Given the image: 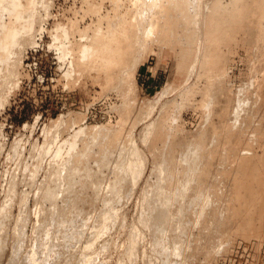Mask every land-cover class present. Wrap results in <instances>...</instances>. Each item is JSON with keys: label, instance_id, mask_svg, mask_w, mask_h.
<instances>
[{"label": "rangeland", "instance_id": "rangeland-1", "mask_svg": "<svg viewBox=\"0 0 264 264\" xmlns=\"http://www.w3.org/2000/svg\"><path fill=\"white\" fill-rule=\"evenodd\" d=\"M11 1L0 0V23L15 21ZM145 1L158 13L157 6L168 3L33 0L24 8L22 34L0 58V264H170L166 258L171 264H264V215L254 214L248 229L246 220L243 225L235 222V167L226 156L207 163L206 182L215 184L211 195L193 201L197 204L181 197L183 187L198 183L187 173L206 172L200 155L218 138L212 134L204 144L197 134L207 124L206 106L215 103L216 113L220 108L211 94L201 101L205 73L190 77L200 91H187L185 67L179 62L187 42L183 27L173 26L167 42L154 32L143 34L131 55L143 60L129 77L131 57L125 61L129 67L116 68L112 77L88 65L87 58L84 66L76 65L98 26L106 29L111 22L131 20ZM169 3L173 6L175 0ZM197 6L191 0L190 7ZM243 47H231L236 52L230 54L229 81L239 99L237 123L252 121L244 134L255 142L264 94L253 86L259 70L249 65ZM162 89L166 91L159 95ZM149 98H158L152 99V107L146 105ZM212 118L219 121L217 114ZM158 123H163L165 136L152 142ZM236 135L232 144L243 139ZM112 139L114 145L108 143ZM130 143L143 162L118 196V165ZM252 144L260 153L259 143ZM191 165L204 171L193 173ZM147 213L154 217L151 224L146 223ZM161 216L162 221L157 219ZM156 219L164 225L153 223Z\"/></svg>", "mask_w": 264, "mask_h": 264}, {"label": "bare ground", "instance_id": "bare-ground-1", "mask_svg": "<svg viewBox=\"0 0 264 264\" xmlns=\"http://www.w3.org/2000/svg\"><path fill=\"white\" fill-rule=\"evenodd\" d=\"M166 1L168 2L166 5L161 4L157 6L159 13L156 12V9L152 11L150 8H148L147 1H145L142 4L141 8L137 10V13L133 14V17L131 20H128V21L126 20L124 22H120V21L111 22L106 29H103L101 26L100 27L98 26L94 30V33L89 36L90 43H85L82 46L81 53L76 59V65H78L79 67L84 66L85 59L87 58L89 61L88 65L101 69V70L104 69V71H106L107 76L112 77L115 75V72L117 71L116 68H121L123 64L128 66V64H126L125 62L126 58L127 57L129 58L131 57V55H134L135 45L142 38L143 34L154 32V34L156 33L158 40L160 39L159 41L164 42L163 40H165V42H167L169 39V33L173 29V26L174 28H177L178 26H182L183 33L185 35L183 37H186L187 42L186 44H184L183 51H182V57H181L182 60L180 59L179 62L180 64L182 63V67H185L183 71H185L187 75V77L184 80V82L186 81L187 83L186 85L188 86L187 91L191 93L192 91H198L199 89V86L197 87L198 89L195 88L197 82L196 83L191 82V78H190L191 75H194L197 73L200 76L202 75V73H205V77L207 81H206V86L204 88H200V89H203V91L201 90V93L203 95V98L201 99V101H204V99L209 97L211 94L210 96L211 100L213 101L217 100V103L220 105V108L218 112L216 113L214 112L215 103L213 107H211L212 104L208 103L206 107H209L208 108L209 111L207 112V118L205 120V122L207 121V124L205 125L204 128L202 127V129L199 130V132L197 133L200 138L205 139L206 142L203 141L204 144H207V138H210L212 134H216L218 136L216 140L211 142V144L209 145V148L203 149L202 155H200L201 153H199V155L202 158V162L200 163H202V165L204 166L202 168L205 169L206 172H203L204 170H202V168L198 166H197V169H195L194 166L191 165L192 171L193 169H195L193 173L194 172L197 173L198 168L203 173L202 174L200 173L192 174V175H188L187 173V176H191L190 178L192 179V181L195 180L194 183L196 182V180L198 183H196L194 186L193 185L188 186L189 184L186 185V187H183L184 192L180 194H181V197H183V200H186L188 198L189 203H191L190 201L192 202L196 201V199L197 201H199L201 197L203 198V196H208L209 194L211 195V192L209 191V189H211L212 191L215 187V184L214 183L209 184L206 182L207 180L210 179V175L208 174L209 166L207 167V163H209L211 159H214L218 155L222 154L226 156V158H228V160L231 161V165H232L231 167L233 166L235 167L234 176H233L234 196L237 199L238 205L233 210L234 212L233 217L235 219V222L241 225H243L242 220H246L245 225L246 224L247 225L245 228L248 229L249 227L248 223L253 218L254 214L258 213L259 215H264V112L261 115L260 120H258L256 125L254 126L255 131L257 132V135L253 133L252 131L253 128L251 130L252 133L256 135L257 141L255 142H258L259 143L258 147H261V152L259 153L258 151H256L258 148L256 147L257 149H254L255 146H253L254 144H252V142L253 143L255 142L252 140H251L252 142H250V139L249 141L246 140L245 138L246 134H244L245 126H248L251 120L249 121L246 119L242 121L241 123L240 122L237 123V120L239 119V117L237 116L238 115L237 110L239 108V105H238L239 101L237 100L239 99L238 97L236 98L237 95H235V93L233 92L234 90L232 88V85L230 84L231 81H229L230 74H231L229 72V64H230L229 61L232 59V58L230 59V56H231L230 54L236 52L235 48L232 49L231 47H233L234 44L235 46L236 45L239 46L240 44L244 46L247 50V60L249 62V65L252 68H256L257 66L259 70V73L255 76L253 80L254 81L253 86L255 89L260 90L264 94V0H227V1L225 0H196L198 4L197 7H190L191 0H175V5L173 6H171V4L169 3V2H173V0H165V2ZM32 2L33 0H28V3L26 4L21 3L19 0H12L10 2V6L12 7V11L14 12L16 16V19L15 21L10 22V23H3V22L0 23V58L5 57V54L15 44V41L17 40V38L21 36L23 26L19 23V21H21L22 18L24 17V14H25L24 8H28ZM154 12H156L157 14L155 15ZM226 47H228V49H226ZM142 60L143 59H136L134 57L133 58L131 57L130 65H129L130 67L128 66L130 69L129 71L130 73H127L126 77L127 76L129 77L130 75L135 73L133 71H135L138 68ZM232 61H234V58ZM127 62H128V59H127ZM131 81L133 82V80ZM194 83H195V86H194ZM180 88L182 87L180 86ZM164 91L166 90L164 89ZM164 91L162 89L159 95L163 94ZM191 96L193 97V95ZM152 99L151 98L147 99L146 101V105H148L147 107L151 106L152 103H154V101H157L158 98H156V100L153 99L154 101H152ZM222 100H225V102L222 103ZM236 101H237V104L236 106H234ZM233 102L235 103L233 104ZM163 110H164V107H163ZM213 114H217L219 116L218 118L219 121L216 122L215 119L212 118ZM162 124L163 123H158L156 124V126H154L155 128L153 127L156 132V135L152 137L153 138L152 142H155V140L158 138L164 139V136H165L164 128L165 127H163ZM250 124H252V127H253L252 121ZM235 133H237L239 136H243V139L242 140L237 139L236 142L232 144L231 142L232 136L233 134L235 135ZM238 135L236 136L238 137ZM254 139H255V136L253 140ZM115 142L116 141L112 139L108 143L110 145H114ZM255 145H257V143ZM232 147H233V150L230 151ZM138 150L137 148H135L133 143H130L128 145L127 154L125 155V157L121 158L119 162V165H118L119 171L117 173L118 175H117V180L115 183V188L117 189V192H115V194L118 193V196H119L118 191L123 192L121 190V188L123 189V186H124L123 182L130 175L131 177L132 176L134 177V175L138 173L139 167L141 166L143 162V157H142L143 155H141V153L138 152ZM200 156L198 158H200ZM193 158H195V156L192 157L191 159ZM187 161L188 160H186L185 162ZM189 167L187 168L188 171L190 169ZM185 169H186V166H185ZM184 173H186V170ZM178 175L180 176V174ZM178 175H177V178H178ZM184 176L185 174L183 175V178ZM186 179L188 180L189 178H186ZM187 180L184 182L186 183ZM179 183L177 184L178 185L177 188H179ZM190 183L192 184V182ZM181 187L182 185L180 186V188ZM173 188H171V190ZM174 191L176 190L174 189ZM158 194L160 193L158 192L157 195ZM150 197L152 198V196ZM166 199L165 200L162 199L163 201L161 202L165 204ZM170 199L167 200L168 203L169 201H171ZM207 199H208L207 201H209V197ZM195 203L193 202V204ZM164 204H161V205L163 206ZM158 205L156 204L157 208H158ZM159 208L160 210H162L164 207H159ZM151 210L153 211V209ZM186 210H187V207H186ZM149 213H147V215ZM156 214L157 213L155 212V215ZM61 215H62L61 218L62 217L67 218L66 216H63V213ZM146 217H145L147 221L146 223L151 224L152 219L154 220V217L153 216L151 217V215L150 216L148 215ZM157 219L162 221V216H161V219L160 217ZM157 219H156V222L153 221V223H157V221L160 222ZM166 219L167 217L165 216L163 221H165ZM61 220H64V219H61ZM69 220L68 221L65 220V223L66 221L69 222ZM160 223L163 224L165 222H160ZM154 227H157V225ZM158 229H159L158 227L157 229L155 228V230L157 231ZM161 231H164V229L161 228ZM161 231L159 230V233ZM243 231L245 232V230ZM159 233L157 232L158 236H160ZM72 237L73 236H71V238ZM160 238L161 237H159V240ZM67 241H68V238H67ZM174 244L176 245V246L174 245L175 249H180V246L177 247L178 245L176 243ZM176 251L178 250H175V253ZM168 259L166 258V260L164 261L169 262L171 264L172 262L168 261Z\"/></svg>", "mask_w": 264, "mask_h": 264}]
</instances>
